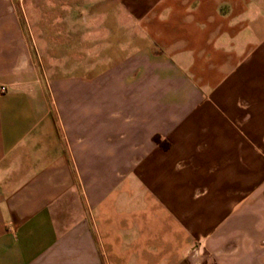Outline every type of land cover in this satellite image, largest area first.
Returning <instances> with one entry per match:
<instances>
[{
    "label": "crops",
    "instance_id": "obj_1",
    "mask_svg": "<svg viewBox=\"0 0 264 264\" xmlns=\"http://www.w3.org/2000/svg\"><path fill=\"white\" fill-rule=\"evenodd\" d=\"M35 2L0 0V264H264V0H47L46 79Z\"/></svg>",
    "mask_w": 264,
    "mask_h": 264
},
{
    "label": "rangeland",
    "instance_id": "obj_2",
    "mask_svg": "<svg viewBox=\"0 0 264 264\" xmlns=\"http://www.w3.org/2000/svg\"><path fill=\"white\" fill-rule=\"evenodd\" d=\"M52 7V5L50 6L47 3V0H36L35 4H26L23 8L19 6L20 14L25 16L21 20V24L24 28L26 39L32 49L33 59L36 62L39 74L44 79L56 73L54 69L58 65L54 63V55L58 57L60 55V52H56L59 51L60 47L52 45L53 38L50 37L49 29L55 23L58 31L57 37L63 38V29L66 24H70L64 19L66 6L63 4L56 6L58 16L56 22L50 21L48 18ZM26 16H35V19H27ZM77 24L79 28L80 22H77ZM89 27H96L95 22H90ZM90 56L93 59L97 57L96 53L90 54ZM62 73V69L58 66L57 75H62Z\"/></svg>",
    "mask_w": 264,
    "mask_h": 264
},
{
    "label": "built area",
    "instance_id": "obj_3",
    "mask_svg": "<svg viewBox=\"0 0 264 264\" xmlns=\"http://www.w3.org/2000/svg\"><path fill=\"white\" fill-rule=\"evenodd\" d=\"M5 90V86L0 85V91H4Z\"/></svg>",
    "mask_w": 264,
    "mask_h": 264
}]
</instances>
